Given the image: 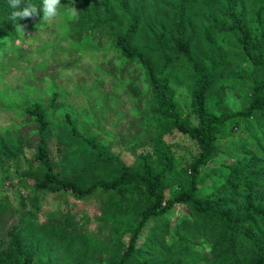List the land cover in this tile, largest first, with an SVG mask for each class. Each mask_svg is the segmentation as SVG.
Masks as SVG:
<instances>
[{"label":"trees","instance_id":"trees-1","mask_svg":"<svg viewBox=\"0 0 264 264\" xmlns=\"http://www.w3.org/2000/svg\"><path fill=\"white\" fill-rule=\"evenodd\" d=\"M28 4L36 15L12 19L17 9L0 0L1 64L12 61L8 51H21L14 40L47 24L43 0H21L20 9ZM58 12L66 34L109 41L121 70L132 68L133 96L142 75L152 149L125 165L80 133L66 112L54 133L56 91L47 104H21L34 129L0 134V185L6 164L37 140L32 189L93 198L101 214L92 233L69 214L38 224L30 213L8 227L11 207L0 196V264H264V0H60ZM222 84L237 88L239 109ZM181 87L189 91L188 112L177 96ZM173 130L196 144L187 169L164 139ZM236 130L244 133L239 145L215 165L220 141ZM176 205L188 214L168 241L165 217Z\"/></svg>","mask_w":264,"mask_h":264},{"label":"rangeland","instance_id":"rangeland-1","mask_svg":"<svg viewBox=\"0 0 264 264\" xmlns=\"http://www.w3.org/2000/svg\"><path fill=\"white\" fill-rule=\"evenodd\" d=\"M64 27V16L61 14L54 20H47L45 27L28 31L14 40V46L20 47L21 51L16 54L10 48L11 51L6 53L7 58H13L9 64V59H5L3 64L0 62V134L19 127L23 129V134H30L34 126L26 123L28 118L23 116L21 104L31 101L47 104L51 93L56 91L60 109L49 115L52 116L54 133L61 130L62 116L66 112L80 133L88 138L95 136L96 141L130 166L139 154L151 151L154 134L152 124L146 126L151 116L146 110L149 96L142 95L146 93L142 75L136 78L139 93L133 96L127 91L133 79L129 77L132 68L121 70L113 52L108 49L111 47L109 41L102 37L94 38L92 34L81 36L80 40L66 34ZM81 41L87 47L81 48ZM236 89L235 86H224L232 109L240 107ZM188 92L185 87L177 92L185 112H188ZM243 136L241 130H236L220 141L222 155L215 165L222 163L228 152L235 150ZM164 139L180 168L187 169L197 155L196 144L176 130L166 134ZM31 143L25 148L24 155L6 164L1 173L0 196H5L11 207L6 215L8 227L17 224L21 215L30 213L38 224L69 214L83 224L88 233L97 232L101 213L95 199L81 202L69 194L39 193L32 189L31 168L36 165L33 154L37 140ZM49 148L58 162L60 153L56 152L55 140L50 141ZM187 214L185 207L176 205L165 217L170 224L166 240H171L176 224ZM5 242V232H1L0 250Z\"/></svg>","mask_w":264,"mask_h":264},{"label":"clouds","instance_id":"clouds-1","mask_svg":"<svg viewBox=\"0 0 264 264\" xmlns=\"http://www.w3.org/2000/svg\"><path fill=\"white\" fill-rule=\"evenodd\" d=\"M21 0H9V7L13 9H17L11 12L12 19H25L31 18L38 13V9L35 5L28 4L20 9ZM60 6V0H43V18L45 20L51 21L54 20L58 15V8ZM75 9H73V15H75Z\"/></svg>","mask_w":264,"mask_h":264}]
</instances>
